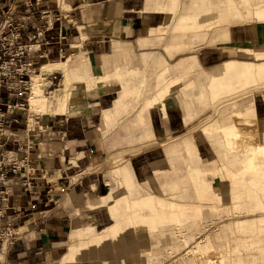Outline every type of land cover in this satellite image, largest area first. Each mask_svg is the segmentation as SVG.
<instances>
[{
    "label": "crops",
    "instance_id": "1",
    "mask_svg": "<svg viewBox=\"0 0 264 264\" xmlns=\"http://www.w3.org/2000/svg\"><path fill=\"white\" fill-rule=\"evenodd\" d=\"M193 2L203 0H0V21L8 9H14L16 23L29 17L21 37L33 51L26 60L40 67L75 54L68 62L72 89L63 114L33 117L29 128L28 93L2 95L4 103L25 107L24 112L6 114L7 137L1 148L24 162L20 173L9 175L1 186L7 192L1 225L10 224L17 233L4 255L7 264H143L144 251H150L147 263L155 264L149 258L154 255L155 260L154 248L160 242L174 247L171 238L159 239L166 226L199 222L197 206L186 208L181 200L187 196L171 189L187 177L188 161L181 147L187 140L193 144L201 169L218 159V148L215 136L200 130L186 133L184 118L204 97L214 103L219 89H250L253 84H246L243 74L248 72L256 83L257 70L264 73V44L248 23L228 29V45L243 43L244 48L263 53L261 57L227 54L221 49L225 44L209 47V39L194 40L191 50L187 38L184 46H169L181 20L194 19L198 28L218 15L215 0H209L208 17L194 13ZM187 60L193 61L195 71L188 74L187 66L184 71L175 69ZM53 75L63 83L60 72ZM198 84L200 93L190 94ZM140 87L145 89L142 96L133 97ZM153 92L155 97L148 99ZM257 111L264 117V104ZM209 112L207 107L193 119ZM116 156L126 159L115 164ZM133 179L140 194H153L133 201L112 193L110 185L129 191ZM191 187L194 192L195 182ZM166 193H171L170 199ZM159 200L178 207L172 211ZM111 220L115 223L110 225ZM243 221L244 233L236 226L242 221L229 226L228 241L238 243L242 264H254L260 247L252 244L256 236L251 234L250 219ZM260 242L264 248L262 237ZM242 250L249 251L247 258Z\"/></svg>",
    "mask_w": 264,
    "mask_h": 264
},
{
    "label": "bare ground",
    "instance_id": "2",
    "mask_svg": "<svg viewBox=\"0 0 264 264\" xmlns=\"http://www.w3.org/2000/svg\"><path fill=\"white\" fill-rule=\"evenodd\" d=\"M198 3H192L193 12L195 13L197 11H201L204 17L211 16L212 9L209 0H203L201 4ZM214 5L216 12L218 11V15L214 16L212 21L205 23L203 26L195 28V20L191 18L187 20H181L177 24L174 33L170 37L169 46H184V39L187 38V49L191 48L193 44L186 34L192 33L196 35L194 37H197L199 41L198 43L209 39L207 43L209 47L225 44L223 47H221V49L222 52L225 51L227 54H237L246 57H260L259 55L252 56L254 53L257 54V52L252 48L239 49L237 47L228 45V29L238 21L253 18L255 21H257V25L253 26L256 30V34L261 36L264 43V0H215ZM211 26H220V28L214 30V32L208 36ZM184 28H192V30L187 33H180V29ZM257 44V42L253 41L254 46ZM70 60L72 59L69 58V60L64 61L61 65V70L65 76V80L62 84V87L56 92L54 96V101H56L60 106L58 109H64V107L67 106L68 96L72 89V78L67 69L68 62ZM192 63V60L180 61L176 65L175 69L178 71H184L183 68L187 66L188 70H192L195 68L193 67ZM58 65L59 64L51 63L47 65L46 63H43L41 64L38 72L34 73L30 77L29 82L31 85V95L33 98L26 102V107H28L32 113L31 120L29 122V128L32 127L34 123L33 117H35V114L38 113L40 109L39 106L42 104V102L38 103L35 100V98H39V96L42 95V75L44 72H46V67H54ZM243 75L246 84L250 85L254 82L250 75H248V72L247 75L250 79L246 74ZM257 77L258 81L264 82V73L260 70V68L257 70ZM235 92H237V90L225 92L222 89H219L218 93H220V98L216 100L213 99L215 102H217V104L214 105V110L222 109V107L224 109L227 106L226 102H228L229 99L235 100L237 97L226 99L222 98ZM263 101L264 96L262 101L254 104L256 107L247 103L239 104L240 108L237 111L231 112L228 117H225V113L222 112L221 119H229L228 121H230V125L228 127H225L224 124L218 126L214 123L212 127H203L200 129L201 133L204 135L216 137L215 145L218 148V159L211 162V164H214V169L204 170L199 175L187 173L188 183L191 185L193 182H195L196 184V188L192 197L194 200H209L216 197L218 201L231 199L233 202L235 201L234 206L236 207L245 206L250 201L256 204V208L261 206V204L257 203L256 200L258 198V194H260L264 200V117L257 114V106L264 104ZM210 105L211 104H209L207 99L204 97L203 102L192 104L189 107L188 113L194 114L204 111ZM62 113H64V110H62ZM49 114L52 113L49 112ZM55 114H59V111L55 110L53 115ZM204 121L205 117L195 123L198 125L204 123ZM182 145L184 146L183 151L188 161V165L190 160L192 161L193 159H198L194 151L193 144L190 141L187 140ZM172 152L175 151L173 150ZM230 169H233V174L230 173ZM206 175L220 177L222 183L226 184V188L220 187L216 190L214 188V182L207 181V178L205 179ZM114 179H119L118 175H115ZM182 182L172 184L171 189L175 191L177 188H180ZM252 188H254V191H252ZM238 200H240L242 203H236ZM171 207L177 208L175 206ZM245 209L249 210L248 208ZM198 210L200 214H202V211L199 209V207ZM176 227L181 228V225L176 222ZM237 230L241 231L238 227ZM241 233L244 232L241 231ZM210 252L211 253L206 254L205 256L206 259H210V264H242L241 257L239 255L237 256V259L230 261L228 259L222 258L220 255H218L221 253H216L214 249ZM195 264H198V262L196 261ZM254 264H257L256 260Z\"/></svg>",
    "mask_w": 264,
    "mask_h": 264
},
{
    "label": "rangeland",
    "instance_id": "3",
    "mask_svg": "<svg viewBox=\"0 0 264 264\" xmlns=\"http://www.w3.org/2000/svg\"><path fill=\"white\" fill-rule=\"evenodd\" d=\"M253 9H254V7H253ZM256 22L257 21H255L253 18L245 19V20L236 22V24H234L231 27L244 26L245 24H248V23H251V24H253V26H255V25H257ZM218 28H220V26H211L210 31L208 33V36L210 34H212L214 32V30H216ZM186 35L190 38V41L192 42V44H194V40L199 42L197 37H194L196 35H194L192 33H190V34L187 33ZM187 42H188V40H187ZM242 44L243 43H236L235 45L230 44V46H234V47H237L239 49H244ZM191 49H194V48L191 47L188 50H191ZM261 51L264 52V49H262ZM183 52H188V51H183ZM183 52H180V53H183ZM251 52H253V51H251ZM180 53H178V54H180ZM257 55H259L261 57V56H263V53L257 52V54H255V53L252 54V56H257ZM74 57H75V54L67 57V60H69V58L73 59ZM229 57H234V59H230V60H239V61L245 60V59H243L241 57H237V56H229ZM252 58H257V57H252ZM64 61H66V60H62V61H58V62H47V61L43 62V63H46L47 65H49L50 63L51 64H59V65L54 66V67H46L47 68L46 72H44V74L42 75V80H41L42 95L39 96V98H35V100L38 103L42 102V104H40V106H39L40 109H39L38 113L35 114V117L38 115H43V114L53 115L55 110L59 111V114L61 115V114H63L62 110L65 111L66 107H64V109H58V107H60V106L58 105V103L56 101H54L55 100L54 96H55L56 92L60 89L59 87H62V86H59L62 83V78L59 75H56V79L51 81V78L48 77V75H50L49 73L60 72L63 76V82H64L65 76L61 70V65ZM77 61H78V58L76 59V62ZM41 64L42 63H40V66H41ZM196 69L197 68H194L192 70H188V74L192 71H195ZM46 74H48V75L45 76ZM44 78L46 79V81ZM166 78H167V76H166ZM49 82H51V83H49ZM251 84H253V85L250 89H247L245 91H237L231 95L222 97L225 99L237 97L235 100L229 99V101L226 102L227 106L224 109L222 107V109L214 110V108H215L214 105L217 104V102H214L209 106L210 112L207 113L206 115H202L198 119H193L194 114L188 113L187 117L184 118V123H185L186 128H187L186 133H190L193 131L200 130L203 127H208V128L212 127L214 123L218 126L224 124L225 127H228L230 125V121H228L229 119H221L222 112L225 113V112L237 111L240 108L239 104L247 103V104H252V106H253L258 101H262L261 99H263V96H264V82L257 81L256 83L253 82ZM29 86H30V94L29 95L27 94L28 95L27 101H29L30 99L33 98V96L31 95L30 82H29ZM198 86H199V89H196ZM27 88H28V86H27ZM201 88H202V85H199V84L194 86L190 90V94H199L201 91ZM144 90L145 89L142 87H140L139 89H134V91L132 93L133 97L137 96L136 98H140L142 96ZM28 92H29V90L27 89L26 93H28ZM44 92H45V94L48 92L49 93H48V95L45 96ZM154 97H155V93L153 92V95L148 99H151ZM263 103H264V101H263ZM44 104H45V106H44ZM132 107H131V109H132ZM49 112L52 114H49ZM28 113H29V118H28V124H29V122L31 120V115H32L31 110L28 109ZM59 114H57V115H59ZM228 116H229V114H228ZM203 117H205L204 123L197 125L195 122L199 121ZM183 147L184 146H182L181 148H183ZM182 150H184V148ZM124 159H126V156H116V157H113V162L116 164V163L123 161ZM190 161H189V165H187V167H188L187 173L188 174H192V175L198 174L199 175L204 170L214 169V164L210 163L208 166L201 169L198 166V159H193L191 162ZM122 167H124V166H122ZM215 167H216V165H215ZM229 171L231 174H233V169H230ZM210 176L211 175H206L205 179L207 178L206 179L207 181L214 182V188L216 190L219 189L220 187L226 188V184L222 183L220 177H218V176H211L210 177ZM117 180L119 181V179H117ZM181 186H184L185 189L184 190L181 189V191H179V188H177L174 192H176V193L179 192L181 195L187 196V198L185 200H181V202L187 204L186 208H191V206L195 207V205H196L197 206L196 208L198 209V207H199V209L202 211V214H201L202 216H201L199 222L191 223V224L187 225L186 227L181 226V228H177L176 225L175 226H166L163 229V231H161V234L159 235V239L161 241L163 239L162 237H164V236L171 238L172 239V245H174V247L173 248H170V247L167 248V247L163 246V244H161V242H160V244L154 248L156 250L155 260L153 259L154 255H151V257L149 258L150 261L155 262V264H195L196 261L198 262V264H210V259H206L205 256H206V254L211 253L210 251L213 249L216 253H221L218 255H220L222 258L233 261V260L237 259V256L239 254V245H238V243H231V244L229 243L228 240H231V238H230L231 233L229 234V226H232L235 222L242 221V222H239V224H237L236 226L242 232H244V229H245L244 225H246V222L243 220H249L250 219V222H248V223H250V225L252 227L251 234L256 236V240H254V242L252 244H254V246H259L261 249V251L259 252V256L256 257V261H257V264H264V248L261 246V242H260V237H262L264 239V226H263L264 225V217H262V216H264V200L260 194L257 195L258 198L256 200L257 203L261 204L260 207L256 208V204L254 202H251V201L248 204H246L245 206L236 207V206H234L235 201L233 202L231 199L230 200L225 199V200H219L218 201V199L215 197L214 199L212 198L209 200H207V199L194 200V198H192L193 190H192L190 183H188L187 177L182 182ZM110 189L112 190V193H115V195H117L118 197L128 196V198L130 200H133V201H135V200L140 201L143 198H145L146 196L153 194V192H151V191H149L145 194H140L137 191V184L135 183L134 179H133L132 185L130 186L129 191L116 190L114 188V185H110ZM252 191H254V188H252ZM170 195H171V193H166L165 198L170 199V197H171ZM159 201L161 203H163L167 209H170L172 211L176 210L177 208H172L171 206L178 207L174 203L166 202L163 200H159ZM112 202H113V199L110 198V203H112ZM236 203H242V202L240 200H238V201H236ZM180 205H183V204H180ZM245 208H248L249 210H246ZM251 219H253V220H251ZM113 222L114 221L111 220L110 225L115 223V222L114 223ZM257 224H259V226H257ZM104 228H102V229H104ZM101 232H103V231L101 230L99 233H101ZM189 235H192L193 237L189 236ZM203 238H205V239L203 240ZM146 249H148V246ZM149 252L150 251H148V252L144 251L143 253L141 252L140 260L143 264H148L146 258L148 257ZM247 252H249V251L242 250L240 252V254L244 258H247L249 255V253H247ZM232 254H235L236 256L233 258ZM143 255H146V256L144 257ZM0 258L3 259V254H0Z\"/></svg>",
    "mask_w": 264,
    "mask_h": 264
},
{
    "label": "built area",
    "instance_id": "4",
    "mask_svg": "<svg viewBox=\"0 0 264 264\" xmlns=\"http://www.w3.org/2000/svg\"><path fill=\"white\" fill-rule=\"evenodd\" d=\"M2 18L0 21V221L3 217L2 212L6 209L5 201L7 199V192L5 189H1V186L9 175L19 174L24 167L23 161H17L1 150L2 140L7 137L5 116L13 111L24 112L25 108L22 104L4 103L2 95L5 93L11 97L25 94L27 89L29 90L30 76L37 73L40 68L33 61L26 60L28 53L33 51L31 46L21 42L22 32L27 27L26 22L29 21V17L21 18L20 23H16L14 9H8L3 13ZM36 35H41L38 29H36ZM30 40L36 42V36H32ZM48 77L51 78V81L56 79V75L53 73ZM27 174L31 175L26 172ZM25 180L27 181L28 178L25 177ZM16 237L17 233H14L10 224L3 226L0 222V254H3L0 264H7L4 255L6 249L15 244Z\"/></svg>",
    "mask_w": 264,
    "mask_h": 264
}]
</instances>
